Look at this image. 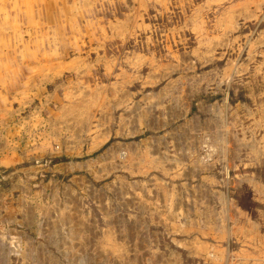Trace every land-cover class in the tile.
Segmentation results:
<instances>
[{"label":"rangeland","instance_id":"obj_1","mask_svg":"<svg viewBox=\"0 0 264 264\" xmlns=\"http://www.w3.org/2000/svg\"><path fill=\"white\" fill-rule=\"evenodd\" d=\"M72 1L0 0L2 128L61 97L0 163L4 264H264V1Z\"/></svg>","mask_w":264,"mask_h":264},{"label":"bare ground","instance_id":"obj_2","mask_svg":"<svg viewBox=\"0 0 264 264\" xmlns=\"http://www.w3.org/2000/svg\"><path fill=\"white\" fill-rule=\"evenodd\" d=\"M22 1V0H21ZM62 1V0H61ZM72 1V0H71ZM84 1V0H83ZM264 1V0H263ZM53 2H54V0H53ZM66 2V1H65ZM78 2V1H77ZM145 2V1H144ZM250 3V1H247L246 3ZM24 3V2H23ZM33 3V2H32ZM67 3V2H66ZM69 3V2H68ZM67 3V4H68ZM72 3H73V1H72ZM79 3V2H78ZM248 3V4H249ZM261 3V2H260ZM250 4H253V3H250ZM250 4H249V6H250ZM255 4V3H254ZM57 5V4H56ZM62 5V4H61ZM238 5H240L239 4V2H238ZM36 6V5H35ZM55 6V5H54ZM70 6V5H69ZM80 6V5H79ZM245 6H247L246 4H245ZM249 6H247V7H249ZM71 7V6H70ZM72 7H73V4H72ZM38 8V7H37ZM231 9V8H230ZM237 9V8H236ZM246 9V8H245ZM245 9L243 10V11H245ZM73 10V9H72ZM250 10V9H249ZM59 11V10H58ZM231 11V10H230ZM237 11V10H236ZM239 11V10H238ZM248 11V10H247ZM73 12V11H72ZM246 12V11H245ZM30 13V12H29ZM58 13V12H57ZM74 13V12H73ZM235 13V12H234ZM236 13H238V12H236ZM72 14V13H71ZM231 14H233V13H231ZM22 15V14H21ZM53 15V14H52ZM75 15V14H74ZM230 15V14H229ZM227 16V15H226ZM236 16V15H235ZM1 17V16H0ZM54 18V17H53ZM56 18H57V16H56ZM225 18V17H224ZM228 18V17H227ZM13 19V18H12ZM71 19V18H70ZM74 19V18H73ZM226 19V18H225ZM232 19H234V18H232ZM38 20V19H37ZM54 20V19H53ZM11 21V20H10ZM221 21V20H220ZM224 23V22H223ZM14 24V23H13ZM42 24V23H41ZM44 24V23H43ZM55 24V23H54ZM230 25V24H229ZM11 26V25H10ZM48 26V25H47ZM56 26V25H55ZM219 27V26H218ZM221 27V26H220ZM6 29H8V28H6ZM10 29H12V28H10ZM52 29V28H51ZM220 29V28H219ZM4 32V31H3ZM56 33H57V31H56ZM263 35V34H262ZM46 37V36H45ZM43 39V38H42ZM0 40H2V39H0ZM5 42V41H4ZM7 42V41H6ZM50 42V41H49ZM10 43V42H9ZM7 44V43H6ZM27 48V47H26ZM4 49V48H3ZM5 51V50H4ZM27 51V50H26ZM45 51V50H44ZM28 55V54H27ZM59 56V55H58ZM5 58V57H4ZM49 61V60H48ZM77 60H75L74 62H76ZM173 62V61H172ZM171 62V63H172ZM18 63V60L17 59H15V57H10V58H8V59H5V60H1L0 59V82L2 83V84H5V82L6 81H3V80H6V76H5V74L7 75V74H11V75H15V73H16V69H15V67L17 66L16 64ZM42 63V62H41ZM52 63V62H51ZM51 63H48V64H50V65H52ZM78 63H79V61H78ZM107 64H108V62H106ZM32 64H34V63H32ZM40 64V63H39ZM54 64V63H53ZM80 64V63H79ZM37 65V64H36ZM45 65V64H44ZM44 65H43V67L42 68H44ZM49 65V66H50ZM166 65V64H165ZM169 65V64H168ZM171 65V64H170ZM170 65H169V67H170ZM58 67H61L62 68V65L61 66H59V64L57 65ZM57 66H54L53 68H52V70H54ZM74 66H70V68L69 69H71V68H73ZM231 67V66H230ZM19 68V67H18ZM39 68H40V65H39ZM168 68V67H167ZM47 69H48V67H47ZM58 69V68H57ZM56 69V70H57ZM60 69V68H59ZM58 69V70H59ZM164 69H166V68H164ZM42 70H44V69H42ZM51 70V69H50ZM55 70V71H56ZM57 70V71H58ZM45 71V70H44ZM61 71V70H60ZM64 71V70H63ZM2 72H4V74L2 73ZM41 72H43V71H41ZM48 72H49V70H48ZM52 72V71H51ZM50 72V73H51ZM235 72V71H234ZM45 73V72H44ZM46 73H47V71H46ZM60 73H62V72H60ZM227 73V72H226ZM230 73V72H229ZM48 74V73H47ZM47 74H45L46 76H48ZM56 74V73H55ZM34 75H36V74H34ZM40 75V74H39ZM44 75V76H45ZM45 76V78H47ZM9 77V76H8ZM39 77V76H38ZM42 77V76H41ZM54 77V76H53ZM11 79V78H10ZM41 79V78H40ZM33 80V79H32ZM31 79H29L28 81H27V83H26V85L28 86H26V88H25V91H24V93L26 92V90H30L31 89V81H32ZM38 80V79H37ZM39 81V80H38ZM33 82V81H32ZM40 82H42V81H40ZM73 84V83H72ZM75 85H77V84H75ZM127 85V84H126ZM70 88V87H69ZM108 88H109V86H108ZM120 88V87H119ZM3 89V88H2ZM78 89V88H77ZM98 89V88H97ZM102 90V89H101ZM110 90V89H109ZM173 90V89H172ZM188 90V89H187ZM90 91H91V89H90ZM89 91V92H90ZM167 91V90H166ZM1 92V91H0ZM78 92V91H77ZM109 92V91H108ZM164 92V91H163ZM8 93V92H7ZM30 93V92H29ZM53 93V92H52ZM51 93V94H52ZM55 93V92H54ZM84 93V92H83ZM91 93V92H90ZM167 93V92H166ZM31 94V93H30ZM50 94V95H51ZM79 94H81V93H79ZM87 93L85 92L84 93V95H86ZM93 94V93H92ZM94 94H96L95 92H94ZM114 94V93H113ZM17 95H21V93L19 92ZM25 95V94H24ZM89 95V94H88ZM103 95V94H102ZM116 95V94H115ZM118 95V94H117ZM7 96V95H6ZM45 96V95H44ZM87 96V95H86ZM92 96V95H91ZM95 96V95H94ZM108 96V95H107ZM165 96V95H164ZM172 96V95H171ZM175 96V95H174ZM64 97V96H63ZM81 97V96H80ZM85 97V96H84ZM95 97H97V96H95ZM95 97H94V99H95ZM104 97V96H103ZM112 97V96H111ZM117 97V96H116ZM158 97H160V96H158ZM184 97V96H183ZM20 98V97H19ZM23 98V97H22ZM24 98H26V97H24ZM23 98V99H24ZM82 98H83V96H82ZM90 98V97H89ZM93 98V97H92ZM148 98V97H147ZM146 98V99H147ZM161 98V97H160ZM32 99V98H31ZM49 99V98H48ZM72 99V98H71ZM78 99V98H77ZM97 99V98H96ZM95 99V100H96ZM106 99V98H105ZM104 99V100H105ZM117 99V98H116ZM159 99V98H158ZM26 100V99H25ZM24 100V101H25ZM47 100V99H46ZM85 100V99H84ZM102 100V99H101ZM161 100V99H160ZM159 100V101H160ZM188 100V99H187ZM30 101V100H29ZM63 101V100H62ZM73 101V100H72ZM97 101V100H96ZM100 101V100H99ZM103 101V100H102ZM108 101V100H107ZM113 101V100H112ZM158 101V102H159ZM144 102H145V100H144ZM161 102V101H160ZM156 104H157V102H155ZM96 104V103H95ZM86 105H87V103H86ZM86 105H84V106H86ZM91 106V104H88V106ZM99 105V104H98ZM158 105V104H157ZM63 106V105H62ZM65 106V105H64ZM75 106V105H74ZM77 106V105H76ZM79 106V105H78ZM84 106H82V108L84 107ZM89 106V107H90ZM100 106V105H99ZM156 106V105H155ZM159 106V105H158ZM80 107V106H79ZM157 107V106H156ZM85 108V107H84ZM91 108V107H90ZM98 108V107H97ZM149 108V107H148ZM40 109V108H39ZM58 109H59V107H58ZM93 109V108H92ZM147 109V108H146ZM75 110V109H74ZM78 110H79V108H78ZM84 110H86V108L84 109ZM4 111V110H3ZM36 111L37 110H35V113L33 112L32 114H31V116L26 120V121H24L23 122V120L21 119V118H15L13 121L11 120V123L12 124H10V126H11V128H7V129H3L2 127L4 126L3 124H5L6 125V122H7V120H10V117H8L9 115H10V113H11V111L9 110V109H5V111H4V113H3V115L5 116L4 118H0V132H2V131H7L8 132V134L9 135H11L10 133H12L13 131H12V129L14 130V132H15V128H16V132H18V134L19 133H21L22 134V132L24 131V133H25V130H27V129H30V128H35V127H37V125H40V124H45L46 123V121L45 120H42V122H41V119L38 121V119L39 118H41L40 116L41 115H39L38 113H36ZM76 111V110H75ZM145 111V110H144ZM143 111V112H144ZM78 112V111H77ZM80 112H82V111H80ZM93 112V111H92ZM133 112V111H132ZM142 112V114H144ZM147 112V111H146ZM151 112V111H150ZM13 113V112H12ZM16 113V112H15ZM73 113V112H72ZM91 113V112H90ZM148 113V112H147ZM60 114V113H59ZM93 114V113H92ZM132 114V113H131ZM134 114V113H133ZM135 115V114H134ZM65 116V115H64ZM128 116V115H127ZM58 117V116H57ZM85 117V116H84ZM87 117V116H86ZM86 117H85V119H86ZM143 117H145V114H144V116ZM143 117H142V119H143ZM49 118H50V116H49ZM74 118V117H73ZM146 118V117H145ZM57 119V118H56ZM70 119V118H69ZM72 119V118H71ZM77 119V118H76ZM104 119V118H103ZM140 119H141V116H140ZM48 120V119H47ZM51 120V119H50ZM65 120V119H64ZM63 120V121H64ZM79 120V119H78ZM80 120H81V118H80ZM83 120V119H82ZM73 121V120H72ZM85 121V120H84ZM139 121V120H138ZM81 122V121H80ZM142 122H144L143 120H142ZM69 123H71V122H69ZM77 123H78V121H77ZM53 124L54 123H50V124H48L47 125V127L49 126V127H53ZM60 124V123H59ZM76 124V123H75ZM89 124V123H88ZM87 124V125H88ZM104 124V123H103ZM3 125V126H2ZM13 125V126H12ZM68 125V124H67ZM81 125V124H80ZM99 125V124H98ZM25 126V129H22V127H24ZM59 126V125H58ZM62 126V125H61ZM81 126H83V125H81ZM103 126V125H102ZM13 127V128H12ZM64 127V126H63ZM72 127V126H71ZM62 128V127H61ZM57 129V128H56ZM79 129V128H78ZM101 129V128H100ZM99 129V130H100ZM87 130V129H86ZM38 131L39 130H37V129H32L31 131H30V133H32V135L35 137V139H38V137H40L41 136V134L40 133H38ZM61 131V130H60ZM66 131V130H65ZM75 131H77V130H75ZM80 131V130H79ZM14 132L12 133V135L14 134ZM15 132V133H16ZM48 132V134H46L47 136H45L44 135V137H45V142L47 143H49L51 140H50V138L52 139V138H55V137H53V132L51 133L50 131H47ZM55 133H56V131H54ZM64 132V131H63ZM62 132V133H63ZM71 132V131H70ZM88 133V132H87ZM103 133V132H102ZM101 133V134H102ZM59 134V133H58ZM75 134H76V132H75ZM26 136H28L27 134H26ZM59 136V135H58ZM77 136V135H76ZM89 136V135H88ZM99 136H101V135H99ZM43 137V136H42ZM47 138V139H46ZM61 138V137H60ZM83 138V137H82ZM81 138V139H82ZM85 138V137H84ZM90 138V137H89ZM107 138V137H106ZM44 139V138H43ZM96 139H97V137H96ZM98 139H99V137H98ZM105 139V138H104ZM65 140H67V139H65ZM87 140V139H86ZM94 140V139H93ZM102 141V140H101ZM100 141V142H101ZM19 142V141H18ZM57 143H58V141H56ZM45 143V144H46ZM47 143V144H48ZM55 143V142H54ZM60 143V142H59ZM67 143V142H66ZM69 143H71L70 141H69ZM20 144V143H19ZM72 144V143H71ZM79 144H80V142H79ZM98 144V143H97ZM96 144V145H97ZM28 145V144H27ZM67 146V145H66ZM26 147H28L29 148V146H26ZM65 147V146H64ZM68 147V146H67ZM66 147V148H67ZM93 147V146H92ZM91 147V148H92ZM16 147H14V146H10V144L9 145H6V144H4L3 142H2V139H1V141H0V153L3 151V152H5V151H8V149H15ZM59 148V147H58ZM71 148V147H70ZM131 148V147H130ZM80 149V148H79ZM132 149V148H131ZM150 149V148H149ZM27 150V149H26ZM29 150H31V149H29ZM34 150H36L35 148H34ZM71 150V149H70ZM134 150V149H133ZM13 151V150H12ZM15 151V150H14ZM40 151V150H39ZM50 151H51V149H50ZM53 151V150H52ZM76 151H78V150H76ZM32 152V151H31ZM129 152H130V150H129ZM145 152V151H144ZM150 152V151H149ZM148 152V153H149ZM109 153V152H108ZM114 153V152H113ZM143 153V152H142ZM146 153V152H145ZM152 153H153V151H152ZM25 154H27L26 152H25ZM129 154V153H128ZM3 155V154H2ZM31 155V154H30ZM109 155V154H108ZM33 156V155H32ZM147 157H148V155H146ZM145 156V157H146ZM4 157V156H3ZM8 157V156H7ZM18 157H20L19 155H18ZM110 157V156H109ZM112 157V156H111ZM130 157V156H129ZM128 157V158H129ZM4 158H6V157H4ZM132 158V157H131ZM141 158V157H140ZM152 158V157H151ZM153 160H154V157H153ZM160 160V159H159ZM11 160H9V157H8V159L6 158V160H3V163H9ZM157 162V161H156ZM141 163V162H140ZM145 163H147V162H145ZM150 163H151V161H150ZM153 163V162H152ZM160 163V162H159ZM158 163V164H159ZM147 166V165H146ZM155 166V165H154ZM163 167V166H162ZM198 225V224H197ZM220 225V224H219ZM246 225V224H245ZM190 226H193V224L192 225H190ZM207 226V225H206ZM218 226V225H217ZM251 226V225H250ZM219 227V226H218ZM241 227V226H240ZM245 227V226H244ZM204 228V227H203ZM210 228V227H209ZM197 229H199V228H197ZM242 229V228H241ZM240 229V230H241ZM249 229V228H248ZM248 229L247 228H245V230H246V232L248 231ZM203 229H201V231H202ZM207 230V229H206ZM223 230H224V228H223ZM228 230V229H227ZM208 231L210 232V230L208 229ZM217 231H219V230H217ZM216 233V232H215ZM222 233V232H221ZM203 234V233H202ZM205 234V233H204ZM210 234H212V233H210ZM221 236H222V234H220ZM219 235V239L221 238L222 239V237ZM225 234H223V236H224ZM217 236V235H216ZM215 237V236H214ZM197 243V242H196ZM199 243H200V241H199ZM203 243V242H202ZM104 244V243H103ZM207 244V243H206ZM199 245V244H198ZM200 245H202V244H200ZM199 245V246H200ZM204 246H206V245H204ZM197 247V246H196ZM214 247V246H213ZM206 248V247H205ZM215 248V247H214ZM204 249V248H203ZM207 249V248H206ZM211 249V248H210ZM218 249V248H217ZM216 249V250H217ZM219 250V249H218ZM206 251V250H205ZM214 251V250H213ZM223 251V250H222ZM219 252V251H218ZM224 252V251H223ZM217 253V252H216ZM221 253V252H220ZM223 256V255H222ZM221 257V256H220ZM222 258V257H221ZM224 258V257H223Z\"/></svg>","mask_w":264,"mask_h":264},{"label":"crops","instance_id":"obj_3","mask_svg":"<svg viewBox=\"0 0 264 264\" xmlns=\"http://www.w3.org/2000/svg\"><path fill=\"white\" fill-rule=\"evenodd\" d=\"M29 79H31L32 80V78H30V77H28L26 80H24L23 81V83H22V87L20 88V90L18 91V93L20 92L21 93V95L19 96L18 95V97H17V99H19L20 101H22V105H23V103H24V105L26 104L27 105V107H25V109L24 110H26L27 108H28V106H29V108L30 109H28V111L27 112H30V113H35V110H37L36 111V113H38L39 115H42L41 114V108H43V109H46V111H47V114L48 113H56L57 111H60V107L59 106H56V102L57 103H59V102H61L60 100H61V97H58L57 96V94H58V90L56 91H53V93L51 94V93H49L47 96L48 97H51L52 99V101L51 102H49V101H46L45 103H43V101H42V105L40 106L39 105V108H37L36 106L35 107H33V109L31 108V104H32V100L33 99H35V98H37V99H42L44 96H43V92H44V90L42 91V88H39L38 87V80L37 79H34V80H32L31 81V89L29 90H26V92L24 93V91H25V88H26V83H27V81L29 80ZM28 87V86H27ZM59 87V86H58ZM57 87V88H58ZM47 91V90H46ZM31 94H30V93ZM55 92V93H54ZM17 93V94H18ZM25 94V95H24ZM51 94V95H50ZM41 95V97H39ZM20 97V98H19ZM24 97H26V98H23ZM55 97H56V100H54L55 99ZM32 98V99H31ZM26 99V100H25ZM25 100V101H24ZM30 100V101H29ZM56 101V102H55ZM7 100L6 99H4L3 97H1L0 96V118H4L5 116L3 115V113H4V111H5V109L7 108V109H9V107H7ZM38 106V105H37ZM59 107V109H56V108H58ZM4 110V111H3ZM10 110V109H9ZM57 110V111H56ZM29 113V114H30ZM58 113V112H57ZM31 116V115H30ZM60 115L58 114V117H59ZM63 115L61 114V116L60 117H62ZM41 118H39L38 119V121L41 119V122H42V120H45V118H43V116H40ZM24 121H26V120H23V122ZM47 122H48V124H50V122L51 121H49V120H46ZM40 125H44L43 123L42 124H40ZM37 127H35V128H30V129H27V130H25V133H24V131L22 132V134L21 133H19L18 134V132H16L17 130H16V128H15V132H14V134L12 135V133H10L11 135H9V137H10V139L8 138V136L6 137H2V135L0 134V137L1 138H3V139H6L7 138V141L8 142H11V145H15V149H11V150H8V151H5V152H1L0 153V163H2L3 162V160H6V158L8 159V157H9V160H11L8 164H21V163H23V162H26L27 160H28V156H32V155H34V148L37 150L38 149V147H33V144L34 143H36V144H38V143H41L42 141L44 142L45 141V137H44V135H46V134H48V132L47 131H49V128L50 127H46L45 129H44V131H40V132H38V133H40L41 134V136H40V138L41 139H35V137L32 135V133H30V131L32 130V129H36ZM22 129H25V126L24 127H22ZM38 130H41V129H38ZM26 134L28 135V136H26ZM43 136V137H42ZM47 136V135H46ZM44 138V139H43ZM47 139V138H46ZM18 140H20V142H18ZM0 141H1V139H0ZM35 141V142H34ZM20 143V144H19ZM28 144V145H27ZM49 144V143H48ZM26 146H29V148L28 147H26ZM21 148V150L24 152V154L23 155H21V153L19 152V149ZM39 148H41L40 146H39ZM27 149V150H26ZM29 149H31V150H29ZM13 150V151H12ZM15 150V151H14ZM32 151V152H31ZM25 152L27 153V154H25ZM3 154V155H2ZM31 154V155H30ZM18 155L20 156V157H18ZM6 157V158H4V157ZM8 156V157H7ZM3 164V163H2ZM1 166V165H0ZM4 263H6V262H4V261H2V259L0 258V264H4Z\"/></svg>","mask_w":264,"mask_h":264}]
</instances>
